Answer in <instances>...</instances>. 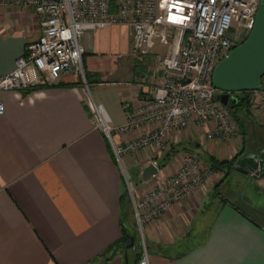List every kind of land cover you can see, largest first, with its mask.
Instances as JSON below:
<instances>
[{"label":"crops","instance_id":"crops-1","mask_svg":"<svg viewBox=\"0 0 264 264\" xmlns=\"http://www.w3.org/2000/svg\"><path fill=\"white\" fill-rule=\"evenodd\" d=\"M2 1L0 77L16 68L17 59L42 32L33 8ZM132 37L130 27L118 25L85 34L87 85L76 76L63 75L38 89L0 91L6 107L0 115V264H133L134 237L129 250L120 248L101 258L122 240L124 228L132 236L138 234L124 169L141 189L153 179L142 177L146 162L158 164L163 153L144 149L126 156L123 166L111 140L95 127L93 108L94 103L103 105L118 127L128 120L124 103L139 107L145 99L143 78L153 58L144 59L146 71L136 70ZM146 131L116 133L113 139L116 146H124ZM200 133L188 128L176 135L174 146L199 144L222 161L264 149L254 139V151L241 145L232 153L225 141L206 142ZM182 153L161 171L175 173ZM236 173L242 172L230 177ZM213 175L215 184L210 177L148 223L146 234L139 231L150 264H264V229L233 206L246 212L250 206L264 210V175L251 179L243 174L253 185L251 199L229 190L235 199L226 197L227 201L219 193L225 197L220 188L230 177L222 183L223 175ZM128 224L135 228L133 233Z\"/></svg>","mask_w":264,"mask_h":264},{"label":"built area","instance_id":"built-area-1","mask_svg":"<svg viewBox=\"0 0 264 264\" xmlns=\"http://www.w3.org/2000/svg\"><path fill=\"white\" fill-rule=\"evenodd\" d=\"M261 1L12 0L16 6L35 10L42 32L17 59L16 68L0 77V91L31 90L54 84L63 75L76 76L87 85L82 38L88 32L128 26L133 30V58H153L152 63H145L149 68L143 78L147 95L139 107L124 103L128 120L118 127L103 105H93L95 127L111 140L117 157L144 149L171 150L176 135L191 127L204 132L206 142L228 140L235 128L228 106L220 100L221 92L212 85L213 74L254 30ZM261 83L248 96L255 100L256 115L264 122V76ZM5 109L0 100V115ZM145 127L146 134L124 146L115 145L114 133L131 135ZM199 159L196 153L184 151L179 169L166 175L160 168L154 176L158 185L142 199L135 200L129 187L141 230L211 177L214 172ZM152 164L159 168L156 161ZM143 250L139 263L150 264L148 251Z\"/></svg>","mask_w":264,"mask_h":264},{"label":"water","instance_id":"water-1","mask_svg":"<svg viewBox=\"0 0 264 264\" xmlns=\"http://www.w3.org/2000/svg\"><path fill=\"white\" fill-rule=\"evenodd\" d=\"M256 25L248 38L236 47L228 57L215 68L213 84L221 92L220 100L224 106L230 101H236L231 95L246 94L256 91L262 86L264 76V0L261 1ZM237 171L246 174L251 179H259L264 175V158L258 153L247 155L236 162ZM155 164L148 165L142 174L145 181L158 174ZM132 238L131 245H133Z\"/></svg>","mask_w":264,"mask_h":264},{"label":"rangeland","instance_id":"rangeland-1","mask_svg":"<svg viewBox=\"0 0 264 264\" xmlns=\"http://www.w3.org/2000/svg\"><path fill=\"white\" fill-rule=\"evenodd\" d=\"M247 38H248V36H247ZM151 63H152V60H151ZM149 64H150V62H149ZM232 97L234 98V96H232ZM255 105H256V102L252 98L249 101L248 106L245 107L246 109L244 108L243 110L238 111L237 114L235 112V115H234V111L236 109H229V115L231 117L232 125L235 128V132L233 133L232 137L229 138L228 140H222V139H217V140L225 141L227 143V147H229L228 150H230L232 153H235L237 148L241 149L242 148L241 145H245V149H249L250 151H254L255 150V146L253 144L254 139H258L259 140L258 145H260V147H264V122L261 120V118L257 117V115H256L257 111H256ZM113 135H115V133ZM200 135L204 136V132H201ZM190 148L191 147H189L188 149L192 150ZM189 150H186V151H189ZM182 152H184V150ZM126 156H128V155H123V156H121V159H120L123 166H125L124 160H125ZM199 160L202 161V164L204 165V167H208L206 165V163L204 162V160H202L201 157ZM146 163L148 165H150V164L154 163V161L148 160ZM156 163H157V161H156ZM212 172H214V171H212ZM214 173H216V172H214ZM217 173H220V172H217ZM124 174L126 176V179H128V181L130 182V185L127 187H131L133 192L134 193L136 192L135 200L144 198L148 192H150L154 187H156L158 185V182H159V180L157 178H153L152 181L150 180L148 182V184L147 183L143 184L142 187H140L141 189H137V188H135L137 185L136 181L133 179V176H130L126 167L124 169ZM213 174L211 175L212 178L210 179V182H213L212 184H215V181H214L215 176ZM220 174L224 176L223 173H220ZM249 182H250V180L245 175H243L242 173H239V174L236 173L232 177H230L226 183H224L225 185L223 187H221L220 190L222 193H225V197H228L229 199H235V196H231L232 194H228L229 190L232 191L231 193L236 192V193H239V196H241V197L244 196L247 199L248 198L251 199L250 195H251V189L253 188V185H252V183H249ZM248 184H249V187H248ZM136 189L138 191H136ZM256 196H257L256 199L261 198L260 195L256 194ZM261 200H262V198H261ZM236 202L239 205L242 204L239 197L236 198ZM132 203H133V201H132ZM133 205H134V203H133ZM133 209H134V206H133ZM135 224H136V218H135ZM136 228H137V233H138L136 236L137 238L135 239L136 244H137V248L135 249V251H133L131 253V256H133V257H135V255L138 252L141 253V250L144 252L143 249L146 248L145 245L142 243V238H141L142 237L141 232H145L146 226H144L143 230H141L140 227L138 229V225L136 224ZM129 229L133 233L134 232L133 230L135 228L133 226L129 225ZM139 231H141V232H139ZM145 234H146V232H145Z\"/></svg>","mask_w":264,"mask_h":264},{"label":"trees","instance_id":"trees-1","mask_svg":"<svg viewBox=\"0 0 264 264\" xmlns=\"http://www.w3.org/2000/svg\"><path fill=\"white\" fill-rule=\"evenodd\" d=\"M135 61H136L135 62V69L136 70H139V71L141 70L142 72L146 71V69L144 67L145 65H143L144 64L143 63L144 58H138ZM79 83H83L82 80H80ZM45 86H49V85L48 84H42V85H40L34 89H38V88L45 87ZM34 89H31V90H34ZM235 97H236V101H231L229 103V106L227 107L228 109H236L234 111V115H235V112L237 114L238 111L243 110L245 107H247L249 104V101H250V97H247L245 93L244 94L243 93L237 94V95H235ZM190 147H191L190 149H192L193 151L189 150L188 149L189 147L179 148L177 146H173L171 148V150L162 152L163 155L158 162L159 169L166 167L168 161H170L172 159V157H174L175 155L181 153L183 150L184 151L189 150V151H192L194 153L197 152L196 148L202 150V148H200L201 145H199V144H191ZM196 154L198 156H200L202 158V160H204V162L209 167V169H211L214 172H220V173L224 174L223 179L221 180L222 183L227 178H229L233 172L237 171L235 164L237 161H239L238 157H234L230 160L222 161V160L216 158L215 156L209 154L208 152H206L204 150H202V152H197ZM219 195H220V197L224 198L226 201L228 200L226 197L222 196L220 193H219ZM233 206L236 207V209H238V211H240V213L243 216L248 218L249 221L255 222V224H257L258 226H260L264 229V210L257 209V208H254L253 206H250L249 207L250 210L246 212L235 204H233ZM123 232H124V236H123L122 240H120V242H117L114 246H112L110 248V250L107 251L108 253L106 255H103L101 258H105L109 254L113 255V252H115V250H117V249H120V248H123L126 250L128 249V246L131 243V238L134 237L136 239V237L134 235L132 236L131 234H129L125 230V228L123 229ZM133 249L134 248H132V250ZM142 256H143V251L141 250V253L138 252L136 254L134 262H132V263L133 264H140L139 262L141 261ZM106 259L109 260V258H106ZM129 262H131V261H130L129 254H128V262L127 263H129Z\"/></svg>","mask_w":264,"mask_h":264},{"label":"flooded vegetation","instance_id":"flooded-vegetation-1","mask_svg":"<svg viewBox=\"0 0 264 264\" xmlns=\"http://www.w3.org/2000/svg\"><path fill=\"white\" fill-rule=\"evenodd\" d=\"M235 95H231V96H234V98H236ZM257 153L260 155L261 158L264 157V149H261L260 152L258 151Z\"/></svg>","mask_w":264,"mask_h":264}]
</instances>
